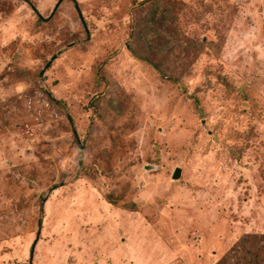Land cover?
I'll return each instance as SVG.
<instances>
[{"label":"rangeland","instance_id":"1","mask_svg":"<svg viewBox=\"0 0 264 264\" xmlns=\"http://www.w3.org/2000/svg\"><path fill=\"white\" fill-rule=\"evenodd\" d=\"M153 10L161 73L126 46ZM263 237L264 0H0V264H264Z\"/></svg>","mask_w":264,"mask_h":264},{"label":"trees","instance_id":"2","mask_svg":"<svg viewBox=\"0 0 264 264\" xmlns=\"http://www.w3.org/2000/svg\"><path fill=\"white\" fill-rule=\"evenodd\" d=\"M160 13L161 15H163L165 13V10L161 9ZM161 15L157 17L155 15V10H153V12L151 11V14L147 16V19L143 21V23L134 25V27L129 30L131 43L126 44L127 49L132 56L152 65L160 73L162 72L159 66L161 62L156 63V60L154 58L159 55L158 52H162L161 45L158 42L156 43V41L150 42V37L147 34L150 30H154L153 28H156V26H158V21ZM131 25H133L132 22ZM158 37L159 34L157 35V38Z\"/></svg>","mask_w":264,"mask_h":264},{"label":"crops","instance_id":"3","mask_svg":"<svg viewBox=\"0 0 264 264\" xmlns=\"http://www.w3.org/2000/svg\"><path fill=\"white\" fill-rule=\"evenodd\" d=\"M112 230H115V228H112ZM112 234V232L110 233V235H109V244H110V246H109V248L107 249V247L105 248L106 250H104V252L105 251H110L111 253H113V252H115V251H119L120 249L121 250H123L124 249V246H125V242H126V240L127 239H125L124 237H123V235H121L122 233H121V230H118L117 229V232H116V234H115V236H112L111 235ZM119 240V241H118ZM111 245H113V246H111ZM110 247H112V249L110 248ZM115 253H117V252H115ZM91 257L90 258H93V256L92 255H90ZM128 257H129V255H128ZM95 259H96V257H95ZM85 262V261H84ZM93 261L92 260H90V263H92ZM129 262V261H128ZM82 264H84V263H82Z\"/></svg>","mask_w":264,"mask_h":264},{"label":"water","instance_id":"4","mask_svg":"<svg viewBox=\"0 0 264 264\" xmlns=\"http://www.w3.org/2000/svg\"><path fill=\"white\" fill-rule=\"evenodd\" d=\"M179 172H180L179 167H175V168L172 170V173H171V179H177V178L179 177Z\"/></svg>","mask_w":264,"mask_h":264}]
</instances>
